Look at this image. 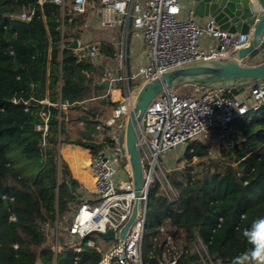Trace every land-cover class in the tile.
I'll list each match as a JSON object with an SVG mask.
<instances>
[{"label":"trees","instance_id":"obj_1","mask_svg":"<svg viewBox=\"0 0 264 264\" xmlns=\"http://www.w3.org/2000/svg\"><path fill=\"white\" fill-rule=\"evenodd\" d=\"M36 1L0 0V264H97L103 255L87 240L79 261L64 244L55 259L41 227L69 212L80 186L59 148L94 152L102 146L96 127L110 109L99 84L103 69L78 62L70 39L79 37L83 22L67 21L62 34L56 4L45 3L30 22L10 18ZM64 102L66 110L59 106ZM43 112L49 113L46 134L38 129ZM231 139L233 147L214 158H206L199 142L186 147V167L168 176L178 191L174 202L158 195V185L151 189L146 258L151 251L161 254L162 238L154 239L165 223L186 238L189 253L179 264H202L193 250L199 238L215 263L233 264L252 247L243 231L264 217V105L250 119L232 123Z\"/></svg>","mask_w":264,"mask_h":264},{"label":"built area","instance_id":"obj_2","mask_svg":"<svg viewBox=\"0 0 264 264\" xmlns=\"http://www.w3.org/2000/svg\"><path fill=\"white\" fill-rule=\"evenodd\" d=\"M48 2L61 9L62 34L67 21L82 20L79 37L70 39L71 48L78 62L87 60L103 69L99 84H108L106 98L113 107L110 116L96 127L95 140L102 146L94 152L89 150L92 189L80 184L77 193L82 197L75 209L57 215L54 224L42 225L46 242L52 241L50 248L55 259L64 244L73 248L77 254L75 262L79 261L78 255L85 249L80 244L87 240V247L103 255L97 264H179L189 253L187 241L181 231L183 244H179L167 225L158 228L154 239L159 242L162 238L161 254L157 256L151 251L146 258L151 189L158 185V195L168 202L178 198V191L169 181L165 158L195 141L206 147L207 158L232 148V123L250 119L264 105V82L245 88L193 86L187 93L174 88L159 93L136 125L141 166L139 191L135 190L126 141L120 145V135L126 131L129 115L145 84L188 65L228 60L248 46L250 35L223 31L211 18L199 24L193 6L184 14L181 0H37L35 5L10 18L30 22L38 10L43 14V6ZM95 32H109L111 36L107 40L93 39ZM107 49L113 50L111 55L106 54ZM240 62L247 64V59ZM41 103L52 105L48 100ZM59 106L63 110L69 107L66 102ZM41 116L44 124L38 129L46 134L49 113L43 112ZM134 210L135 218L121 238ZM108 231L115 233L114 238L101 236ZM193 250L202 264H221L213 262L200 238Z\"/></svg>","mask_w":264,"mask_h":264},{"label":"water","instance_id":"obj_3","mask_svg":"<svg viewBox=\"0 0 264 264\" xmlns=\"http://www.w3.org/2000/svg\"><path fill=\"white\" fill-rule=\"evenodd\" d=\"M192 2L194 14L199 18H211L218 27L231 34L250 35L248 46L233 54L228 60H208L164 73L160 78L145 84L140 90L134 110L130 113L126 131L120 135L119 143L126 141L132 165L135 190L141 189V166L136 147V125L154 98L165 89L179 84L204 88H245L264 82V0H188ZM76 42L73 47H76ZM256 65L242 64L244 59H257ZM108 88V84H102ZM124 152L125 148L121 146ZM136 215L134 210L129 222L122 229L124 238ZM105 239L115 236L113 231L101 235Z\"/></svg>","mask_w":264,"mask_h":264},{"label":"crops","instance_id":"obj_4","mask_svg":"<svg viewBox=\"0 0 264 264\" xmlns=\"http://www.w3.org/2000/svg\"><path fill=\"white\" fill-rule=\"evenodd\" d=\"M184 14L191 8L192 2L188 0H181ZM195 19L199 24L206 23L210 18H199L195 15ZM104 33V32H101ZM260 58L257 59H247V65H256L260 62ZM107 89V88H105ZM73 145H65L59 148V154L62 159L69 165L72 176L79 184H85L87 187L92 189L94 178L90 172L89 164L91 161V154L89 149L83 147L73 148ZM69 153V159H73L71 162L65 153ZM73 162V163H72Z\"/></svg>","mask_w":264,"mask_h":264},{"label":"rangeland","instance_id":"obj_5","mask_svg":"<svg viewBox=\"0 0 264 264\" xmlns=\"http://www.w3.org/2000/svg\"><path fill=\"white\" fill-rule=\"evenodd\" d=\"M93 39H99V38H102V39H109V37L111 36V34H109V32H104V33H101V32H95L93 35ZM193 88V85H184V84H179L177 85L176 87H174V89H177L179 92L181 93H187L189 92V90H191ZM105 99V102H106V108L109 106L110 109L105 113V115L103 116V121L108 118V116H110L111 114V110H112V105H110V101H109V98H106V94L104 95V98ZM79 128L83 130V126H81V124L79 125ZM73 136H75V134H73ZM73 148H76V146H72ZM186 147L187 146H184V147H181V148H177L176 150L170 152L169 154H167L166 158H165V162H166V165H167V168L170 170L169 172V175L174 171V170H181L183 169L184 167H186L187 165V162L185 161V158L183 157L184 155V152L186 150ZM207 158V157H206ZM200 162V159L196 158L194 160V163H198ZM73 163V162H72ZM81 193H77V199H76V202L73 203L71 205V208L72 209H75L76 207V204L79 202V200L81 199ZM164 225H167L169 228H171V230L174 232V229L173 227L170 225V224H164ZM176 236V239H177V242L179 244H183V238L181 235H175ZM62 242V239H60ZM52 244V241L51 242H46L45 246H51Z\"/></svg>","mask_w":264,"mask_h":264},{"label":"clouds","instance_id":"obj_6","mask_svg":"<svg viewBox=\"0 0 264 264\" xmlns=\"http://www.w3.org/2000/svg\"><path fill=\"white\" fill-rule=\"evenodd\" d=\"M243 236L252 247L237 256L233 264H264V217L255 220Z\"/></svg>","mask_w":264,"mask_h":264}]
</instances>
